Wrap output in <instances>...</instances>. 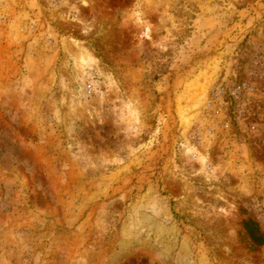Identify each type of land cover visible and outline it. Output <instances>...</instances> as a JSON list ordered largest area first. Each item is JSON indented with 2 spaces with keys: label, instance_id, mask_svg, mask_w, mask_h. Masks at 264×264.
<instances>
[{
  "label": "rangeland",
  "instance_id": "1",
  "mask_svg": "<svg viewBox=\"0 0 264 264\" xmlns=\"http://www.w3.org/2000/svg\"><path fill=\"white\" fill-rule=\"evenodd\" d=\"M0 264H264V0H0Z\"/></svg>",
  "mask_w": 264,
  "mask_h": 264
}]
</instances>
